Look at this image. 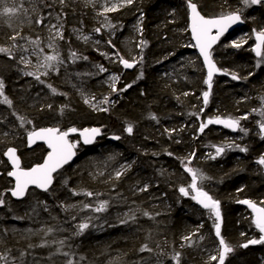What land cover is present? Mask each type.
Here are the masks:
<instances>
[{
  "label": "trees",
  "instance_id": "trees-1",
  "mask_svg": "<svg viewBox=\"0 0 264 264\" xmlns=\"http://www.w3.org/2000/svg\"><path fill=\"white\" fill-rule=\"evenodd\" d=\"M26 2L16 5L14 15L0 14V48L8 50L0 52V264H177V253L179 264H219L210 259L219 252L215 217L194 204L190 191L187 196L179 191L192 183L185 166L199 170L205 179L198 176V187L220 202L221 234L233 247L225 264H264V243L241 247L259 239V230L237 206L250 200L264 207V165L258 162L264 156V135L258 133L264 119V58L258 62L251 53L253 35L264 30V3L194 0L205 17L241 9L244 22L212 51L218 69L235 73L237 81L215 79L203 106L205 74L187 47V0H132L108 15L115 25L112 37L100 30L97 9L85 0ZM55 17L62 26L57 44L64 67L45 78L18 64L22 71L15 74L9 68L17 64L12 47L23 38H41L42 26ZM75 28L107 45L79 42L72 36ZM239 31L248 42L235 48ZM120 57L136 62L132 73L122 72ZM100 67L119 77L117 91L105 86ZM5 96L10 105L3 103ZM84 98L102 99L107 110H91ZM217 116L239 120L237 133L199 130ZM129 125L131 134L125 131ZM46 127H97L103 135L89 153L80 148L79 158L55 176V194L30 191L15 203L8 196L3 152L14 147L23 168L39 164L45 149L27 150L24 136ZM221 146L224 152L216 155ZM104 201L105 210L94 211ZM31 208L35 213L29 218ZM81 223L88 225L83 232Z\"/></svg>",
  "mask_w": 264,
  "mask_h": 264
},
{
  "label": "snow or ice",
  "instance_id": "snow-or-ice-1",
  "mask_svg": "<svg viewBox=\"0 0 264 264\" xmlns=\"http://www.w3.org/2000/svg\"><path fill=\"white\" fill-rule=\"evenodd\" d=\"M3 2V0H0ZM61 3L64 0H60ZM125 3L131 4L132 0H124ZM245 7L250 5H258L264 3V0H242ZM187 8L189 10V19H190V29L193 40H195V44L192 45L199 49L200 55L203 57L204 64L207 68V78L205 79L204 83L208 86L209 91H205L203 93L204 104L207 105L208 98L210 94V89L212 87V77L214 72L221 71L217 68L216 64L213 62L212 59V47L218 41H220L221 37L228 31V29L236 24L237 22H243L241 20L242 10L237 9L235 11H229L226 13H222L221 15L214 17V18H206L201 12L198 10L197 4L194 0H187ZM117 10V5L113 4L111 7H106L104 9L105 12H112ZM18 9L16 7H3L2 13L3 15H14L16 14ZM40 23V21H37ZM99 31V29H97ZM255 31V30H254ZM256 36V47L253 51L256 52L258 57H264V52H262V47H264V30H260L255 32ZM11 39L15 40L16 37L13 36ZM87 39V37H85ZM36 43V41H33ZM232 47L239 48L241 44L238 42H233ZM7 49L0 48V52H6ZM75 56V53H73ZM56 56H46L45 63L43 67L48 68L51 67V64L48 62L56 61ZM120 63L123 64L125 68H132L133 64L130 63L128 60L120 57ZM100 71L104 72L106 69L100 67ZM27 75H33V73H26ZM227 74V72H225ZM39 79V76L36 77ZM237 75L235 73L232 74V79H237ZM119 77H112L114 83L112 84V91H117L115 86V81L118 80ZM131 85H128L130 87ZM3 89L4 83L0 80V96H3ZM55 92V89H52ZM3 103L11 104V101L5 96L3 99ZM85 103H89L88 100H85ZM95 107V105H93ZM106 111L107 109H101ZM203 111V109H201ZM155 118V117H153ZM246 118V117H242ZM22 125H23V118H21ZM31 121H29L30 123ZM208 124H222L226 128L236 129L239 126V120L235 119H221L219 116L215 118H209L207 124L201 123L200 131L203 132L205 127ZM260 130L264 133V123L260 124ZM76 128H70L67 132H61L58 128H42L39 131H32L28 133V142L29 144L33 143L35 140L40 139L44 140L48 148L51 151L48 153L47 157L44 159L43 164H37L36 166L32 167L29 170H22L20 168V160L16 155L15 148H8L7 151L4 153L5 156L8 157L9 161L12 164V171L8 172V176L15 178V186L11 189V194L14 197H23L29 185H35L38 188H41L45 191L48 190L49 186L53 182V173H55L58 169H60L64 164L68 163L69 160L75 155L73 151L76 148V144L70 143L67 139L70 132H76ZM126 132L129 134L132 133L133 128L129 125L126 129ZM100 133L99 128L93 129H85L80 135L84 138V143H91L93 138ZM115 139H119V137H114ZM225 150L224 147H216V155H220ZM241 151H246V149L241 148ZM194 155V154H193ZM215 159V157H212ZM261 165H264V156L260 158L258 161ZM185 171L191 174L192 183L190 188L192 191L195 192V195L192 199L196 200L197 203L201 204L205 209H209L211 215L215 217L214 221V228H215V235L219 240V252L218 256L214 255L211 256V260L219 261V264H225L226 256L233 251L232 245L223 237L221 234V212H220V202L218 200L213 199L206 191L202 188L198 187L197 185V178L203 180L205 177L199 174V170L192 169L190 167L185 166ZM120 174L117 173V176ZM179 191L182 195L187 196L188 191L185 187H180ZM85 195L92 196L91 192H86ZM240 203L247 204L255 213V217L253 219V223L255 224L256 228L259 229L261 233L259 239H252L249 240L246 244L241 245V247L247 248L249 244H262L264 243V207H257L256 204L250 200L239 201ZM3 203V200L0 199V204ZM264 203V202H262ZM107 202H101L98 207L94 209L96 212L104 211L106 208ZM85 208H89L90 205L85 204ZM147 215V213H145ZM79 232H83L84 229L88 227L86 223H81L79 226ZM79 232L77 234H79ZM243 235V234H242ZM185 240H189L190 237H184ZM147 246L145 245L141 251L146 250ZM179 253H177L173 259L177 261L179 264ZM71 264V261H69Z\"/></svg>",
  "mask_w": 264,
  "mask_h": 264
},
{
  "label": "rangeland",
  "instance_id": "rangeland-1",
  "mask_svg": "<svg viewBox=\"0 0 264 264\" xmlns=\"http://www.w3.org/2000/svg\"><path fill=\"white\" fill-rule=\"evenodd\" d=\"M25 1H27L26 3L30 2V0H25ZM19 2H22V0L21 1L20 0H6L5 3L1 2L0 11L5 6L15 7ZM85 2L88 3V5L91 8L97 9L96 15L99 17L100 30H102L104 34H106L108 37H112L113 33L115 32V25L110 21V19L108 18V15L114 11L105 12L104 9L106 7H111L113 4L117 5V9H119L120 7H123L124 5H126L127 3H125L124 0H85ZM31 6H34V4L32 3ZM31 6H29V10L32 11L33 7ZM16 8L19 10L20 7L18 8L16 6ZM53 21L54 22L50 23L49 25L47 23L42 26L41 28L42 37L41 38L34 39V40L23 38L20 43L12 47V49L14 50L15 58L17 60V64H19L21 67L30 68L31 71L33 70L34 73L42 77H45V78L49 77L50 75H54L59 69H61L65 65L64 59L61 53L59 52V48L57 44L58 42L61 41L62 26L60 25L56 17L55 19H53ZM136 30L138 31V34L140 35V32H139L140 29L136 28ZM72 31H73L72 36L75 39H77L79 42H84V43L91 42L93 43V45L99 46V47H103L107 45L106 41L101 40L96 35L95 36L89 35V34L86 36L83 35L81 33L80 28L72 29ZM236 35L237 37L233 40V42L234 41L238 42L241 45L247 44L248 40L244 38L246 36L245 32L239 31L238 34ZM85 37H87V39H85ZM108 37H106L105 40L109 39ZM33 41H36V43H33ZM252 45H253V37H252L251 47ZM187 47L189 48L191 46L187 45ZM46 56H56L57 57L56 61L48 62L51 64V67H48V68L43 67ZM107 57H109V55H107ZM263 58L264 57H260V59H257L258 62L262 61ZM96 70L98 71V74L101 75L105 86L112 91V84L114 83V81L112 80V77L116 76L115 72L113 70H108V69L104 72H101L100 68ZM117 81L118 80L115 81V85L117 84ZM85 100H88L89 103H85ZM102 103H103L102 99H94V98H84L83 99V104L86 107L94 111H101ZM93 105H95V107H93ZM263 122H264V119L259 123V126ZM70 142L76 144V147L78 148V145H79L78 139L76 138L70 139ZM190 185L187 191H190V195L192 199V197L195 195V192L192 191V189L190 188ZM51 192H54L53 194H55L56 190L55 189L51 190ZM192 201L195 203L194 199H192ZM75 206H78V204H76ZM61 207L65 211H68V210L70 211V209H72L70 207L63 206L62 204H61ZM34 213H35V209L31 208L27 216L29 218H32L31 216ZM71 218L77 221L78 215H74V216L71 215ZM50 257L52 258V255Z\"/></svg>",
  "mask_w": 264,
  "mask_h": 264
},
{
  "label": "water",
  "instance_id": "water-1",
  "mask_svg": "<svg viewBox=\"0 0 264 264\" xmlns=\"http://www.w3.org/2000/svg\"><path fill=\"white\" fill-rule=\"evenodd\" d=\"M185 5H186V6H185V7H186V14H187V32H188V36H189V41H190L191 46H192V45L195 44V40H193V38H192V34H191V29H190V19H189V10H188V8H187V2L185 3ZM206 18H214V17H206ZM241 20H242V18H241ZM242 21H243V20H242ZM243 25H244V22H237L236 24L232 25V26L228 29V31L224 34V36L221 37V39H222L223 37L227 36L228 34H230V33L234 32V31H236V30H240V29L243 27ZM217 43H218V42H217ZM217 43H216V44H217ZM256 43H257V41H256V36H255V34H254V35H253V45H252V49H251V50H252V55H253L254 59H260V57H258V56L256 55V52L253 51V49L256 47ZM216 44L213 45L212 50L215 48ZM192 48H193V51L195 52L196 56H197L198 59H199V62H200V64H201V66H202V69H203L204 74H205V79H206V78H207V68H206V66H205V64H204L203 57L200 55V53H199V49H198V48L193 47V46H192ZM262 48H263V47H262ZM212 50H211V51H212ZM261 50H262V49H261ZM129 62L133 64V67H132V68H125V67L123 66V64L120 63V67H121L123 73H132V72L134 71L135 67L137 66V64H136L135 61H129ZM213 62H214V61H213ZM217 68H218V67H217ZM217 78H225V79H229V80H232V81H237V79L233 80L231 75L225 74V73L222 72V71L214 72V73H213L212 82H213L215 79H217ZM205 89H206V91H209L208 86H207L206 84H205ZM210 92H211V89H210ZM209 96H210V94H209ZM202 103H203V105L205 106V104H204V99H202ZM221 119H224V118H221ZM207 121H208V119H207L204 123L207 124ZM207 127H213V128H216V129H223V130L229 132V133L232 134V135L236 134L237 131H238V127H237L236 129L226 128V127H224V125H222V124H208ZM46 128H56V127H46ZM40 129H42V128H38V129H35V130H33V131H39ZM85 129H93V128H84V129H80V130H78V131H76V132H70L69 135H68V137H67V139L69 140V142H70L69 137H71V136H75V137H77V139H78V143H79L80 146H82V147H84V148H88V147H90L91 145H93V143H94L96 140H98L99 138H101V136H102V133H101V131H100V133H99L98 135H96V136L93 138V140H92L91 143H87V144H86V143H84V138L80 135V133L83 132ZM59 130H60V129H59ZM60 131H61V130H60ZM67 131H68V130H67ZM67 131H61V132H67ZM259 131H260L261 135H264V133L261 132L260 128H259ZM70 143H71V142H70ZM25 144H26V148H27L28 150H32L35 146H42V147L45 149L46 153H45L44 157L42 158V160H41V162H40L39 164H43L44 159L47 157L48 153L51 151V149L48 148V145H47V143H46L44 140L37 139V140H35L33 143L29 144V142H28V134L25 136ZM6 151H7V150H6ZM6 151H5V152H6ZM73 151L75 152V155L72 157V159L69 160L68 163L64 164V165H63L60 169H58L55 173H53V182H52V184L49 186V188H48L47 191H45V190H43V189H41V188H38V187H36L35 185H29V187L27 188V190H26V192H25V195H24L23 197H19V198H18V197H14V196H12V194H11V190H10V191H9V197H10V199H11L13 202L18 203V202H22V201L25 199L26 195H27L30 191H35V192H38V193H47V192H49V191L52 189V186H53V184H54V178H55V176H56V175H57L62 169H64V168L67 167V166H70L71 164H73V163L76 161V158H77V156H76V149L74 148ZM5 152H4V153H5ZM16 155H17V152H16ZM17 157H18V155H17ZM3 158H4V160H5L6 164H7L8 170H9V171H12V170H13V168H12V164H11V162L9 161L8 157L5 156V155L3 154ZM18 158H19V157H18ZM19 160H20V158H19ZM36 165H37V164H36ZM36 165H33V166L29 167V168H23V167L21 166V161H20V168H21L22 170H25V171L31 169L32 167H34V166H36ZM9 171H8V172H9ZM7 178H8L9 181L11 182V189H13L14 186H15V178H14V177H10V176H8V174H7ZM194 204H195L199 209H201V210H203V211L209 210V209H205L201 204L197 203L196 200H195V203H194ZM237 204H238V205H242L243 207H246V208H248L249 210H251L252 215H253V219H254V217H255V213L253 212V210H252L247 204H244V203H237Z\"/></svg>",
  "mask_w": 264,
  "mask_h": 264
},
{
  "label": "bare ground",
  "instance_id": "bare-ground-1",
  "mask_svg": "<svg viewBox=\"0 0 264 264\" xmlns=\"http://www.w3.org/2000/svg\"><path fill=\"white\" fill-rule=\"evenodd\" d=\"M237 31V30H236ZM235 32V31H234ZM233 33V32H232ZM231 34V33H230ZM229 35V34H228ZM226 37V36H225ZM224 38V37H223ZM222 38V39H223ZM222 39H220V41H218V43L216 44V46H215V48L216 47H219L220 46V44H221V40ZM59 43V42H58ZM189 43H190V41H189ZM190 46H191V43H190ZM191 50H193V48H192V46L191 47H189ZM214 48V49H215ZM213 49V50H214ZM251 49H252V47H251ZM263 49V48H262ZM212 50V51H213ZM222 51H221V49H220V53H221ZM251 53H252V50H251ZM253 56V55H252ZM254 58V57H253ZM10 69H12L14 72H15V74H20L21 73V71H22V69H21V67L18 65V64H13V65H10V67H9ZM30 69V68H29ZM229 80V79H228ZM232 81V80H231ZM209 99V98H208ZM204 106V105H203ZM206 106V105H205ZM264 123V122H263ZM70 128H72V127H70ZM70 128H68V129H70ZM91 128H97V127H91ZM208 128V127H207ZM211 128H213V127H211ZM259 128H260V126H259ZM59 129V128H58ZM68 129H63V130H61V131H67ZM77 129V128H76ZM84 129V128H83ZM100 129V128H99ZM214 129H216V128H214ZM33 130H35V129H32L31 131H29V132H32ZM78 130H80V129H77V131ZM238 130H239V126H238ZM100 131H101V129H100ZM259 131V130H258ZM29 132H27L26 134H25V136L29 133ZM101 133H102V131H101ZM102 135H103V133H102ZM259 135H261V133H260V131H259ZM25 136H24V144H25ZM261 136H263V135H261ZM102 137V136H101ZM74 138H76L77 139V137H75V136H71V137H69V139H74ZM101 138H99L98 140H96L94 143H93V145L94 144H96L99 140H100ZM93 145H91V146H93ZM91 146L90 147H88V148H84V147H82V146H80V145H78V148L76 147L75 149H76V156H77V158H76V160L79 158V156H80V154H81V149L80 148H82L83 149V151H82V153L83 152H85V153H89L90 151V148H91ZM8 148H14V147H8ZM8 148H6L5 150H4V152L8 149ZM25 148H26V144H25ZM27 149V148H26ZM28 150V149H27ZM4 152H3V154H4ZM17 152V151H16ZM18 155V154H17ZM2 157H3V155H2ZM19 157V156H18ZM3 160H4V158H3ZM21 161V160H20ZM4 162H5V160H4ZM5 164H6V162H5ZM6 166H7V164H6ZM21 166H22V164H21ZM8 167H7V173H6V177H7V174H8ZM8 179V178H7ZM9 180V179H8ZM11 190V186H10V188H9V190H8V196H9V191ZM10 198V197H9ZM242 201H244V200H242ZM16 203V202H15ZM237 203H240L239 201L237 202ZM256 204V203H255ZM237 206L238 207H240V208H242V209H244V210H246L247 212H249V214H250V216H251V219H252V222H253V215H252V212H251V210H249L248 208H246V207H243L242 205H238L237 204ZM256 206L257 207H261L260 205H258V204H256ZM253 225L255 226V224L253 223ZM255 228H256V226H255ZM257 229V228H256ZM257 230H259V229H257ZM260 235H261V233L259 232V237H260Z\"/></svg>",
  "mask_w": 264,
  "mask_h": 264
}]
</instances>
